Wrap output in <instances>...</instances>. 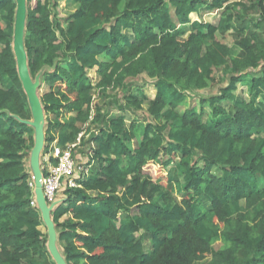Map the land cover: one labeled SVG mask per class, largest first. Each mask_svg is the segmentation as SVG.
I'll return each instance as SVG.
<instances>
[{
	"label": "trees",
	"instance_id": "16d2710c",
	"mask_svg": "<svg viewBox=\"0 0 264 264\" xmlns=\"http://www.w3.org/2000/svg\"><path fill=\"white\" fill-rule=\"evenodd\" d=\"M69 1L63 26L51 0H26L22 34L29 81L39 76L43 89L40 155L79 140L82 180L50 214L65 263L264 264V0ZM16 12L17 0H0V264H55L31 205L34 114L17 70ZM202 12L218 22L190 19ZM227 33L233 48L219 39ZM140 76L153 99L132 98ZM212 87L206 121L179 112L189 93ZM119 94L120 110L146 106L150 120L110 116Z\"/></svg>",
	"mask_w": 264,
	"mask_h": 264
},
{
	"label": "rangeland",
	"instance_id": "374dc122",
	"mask_svg": "<svg viewBox=\"0 0 264 264\" xmlns=\"http://www.w3.org/2000/svg\"><path fill=\"white\" fill-rule=\"evenodd\" d=\"M51 4L53 5V13L55 15V17L60 21V23L64 26L65 25V20L68 18V16L75 10V6L69 1V0H51ZM215 12H202L200 15L197 16V21H205L207 23H211V24H216L218 22V14H214ZM211 14V15H210ZM219 39L220 41H222V43L227 44V46L229 45V47L233 48V39L231 37V33H227L224 36L219 35ZM233 54H236L235 51L233 52ZM89 76L94 80L96 78V75L94 73V71H89ZM256 75V74H253ZM39 78V76L37 77ZM134 84V86H132V92H131V96L134 99V101H141L143 99L144 96L147 97L148 100H151L154 98V88H153V83L151 82V80L147 79L144 76H140L136 79H132L131 80ZM224 85V84H221ZM221 87V86H220ZM220 87H212V88H207L204 90H194L191 93H189L188 98L186 99V101L184 102V104L179 108V112L183 113V111L190 109V108H195L197 109V111L201 112L203 120L206 121L209 118L210 115V107L209 104L207 103L208 98H210L213 95L217 94V88ZM237 92L236 94L245 99L248 100L249 99V95H248V91L247 88L244 86L243 83L238 84L237 86ZM35 89H36V93L37 94H42L43 93V89L40 85V82L38 81V85L37 83L35 84ZM111 96V95H110ZM112 106H108L106 109L109 112L110 116H117L122 115L127 119V124L130 125V123H139V124H145L146 120H150L148 118V116L146 115L145 109L146 106H144V109L142 110H136V111H131L130 109H125L124 110H120V107L116 102L120 101V98H122L121 94L116 95V97H112ZM201 100H203V103L201 102ZM98 101V98L95 97L94 100V104H96ZM119 106V107H118ZM223 106H227V103H223ZM105 109V110H106ZM140 125V126H141ZM138 142H134L133 146H135ZM79 154L77 153L76 156H78ZM40 166L43 168V170L48 169V165H51V159L47 156H42L40 155ZM179 161V160H178ZM76 162V161H75ZM77 164V162H76ZM27 168L29 169L30 175L32 174L31 169L29 168V158L27 160ZM40 167V168H41ZM77 167H80V165ZM42 173V170H41ZM64 189L62 188L58 194H61V192ZM57 194V196H58ZM58 201V198L56 199L55 202ZM41 230L43 232H47L45 225L41 228ZM224 244L221 242H218L214 245V248L216 250H222L224 249ZM144 248H145V252L148 251L149 248V242L145 241L144 242ZM207 261H203V262H199L197 264H206Z\"/></svg>",
	"mask_w": 264,
	"mask_h": 264
},
{
	"label": "water",
	"instance_id": "95a60500",
	"mask_svg": "<svg viewBox=\"0 0 264 264\" xmlns=\"http://www.w3.org/2000/svg\"><path fill=\"white\" fill-rule=\"evenodd\" d=\"M25 5L26 0H17V12L14 25V45L17 58V70L22 82L23 88L30 100L32 105V110L34 114L33 122L30 125L34 128V146L30 153L29 158V168L31 169V177L34 185L33 193L37 203V207L41 213L44 225L47 230L48 242L47 247L48 251L55 262V264H66L64 259L61 257L60 252L56 246V234L54 226L50 217V214L54 207L57 206L58 201L48 205L46 202L42 188H41V168H40V150L43 145L44 138V114L40 105L39 98L36 93L35 84L38 85V78L31 84L28 78L27 65L24 59V50L22 43V34L24 27V15H25Z\"/></svg>",
	"mask_w": 264,
	"mask_h": 264
},
{
	"label": "built area",
	"instance_id": "2783aa9c",
	"mask_svg": "<svg viewBox=\"0 0 264 264\" xmlns=\"http://www.w3.org/2000/svg\"><path fill=\"white\" fill-rule=\"evenodd\" d=\"M78 143L79 140L74 144L67 145L64 149L54 145L47 155L50 159L57 161L55 165H48L46 174L41 178L43 196L48 205L56 201L57 194L62 188L77 187L79 181L82 180V167H77L73 158V151ZM31 205L37 206L35 196H33Z\"/></svg>",
	"mask_w": 264,
	"mask_h": 264
},
{
	"label": "crops",
	"instance_id": "0c3cea01",
	"mask_svg": "<svg viewBox=\"0 0 264 264\" xmlns=\"http://www.w3.org/2000/svg\"><path fill=\"white\" fill-rule=\"evenodd\" d=\"M214 14H217V13H213L212 15H214ZM210 15H211V14H210ZM197 16H198V14L193 13V14L190 15V19H191L192 21H197ZM198 21H200V20H198ZM203 22H205V21H203ZM228 46H229V45H228ZM64 199H65V197H64V195H63V191H62L61 194H58V204H57V205L61 204V203L64 201ZM54 208H55V207H54Z\"/></svg>",
	"mask_w": 264,
	"mask_h": 264
}]
</instances>
